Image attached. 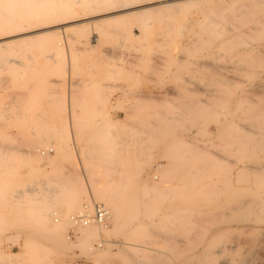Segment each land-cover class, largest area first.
Returning a JSON list of instances; mask_svg holds the SVG:
<instances>
[{"label": "rangeland", "instance_id": "rangeland-1", "mask_svg": "<svg viewBox=\"0 0 264 264\" xmlns=\"http://www.w3.org/2000/svg\"><path fill=\"white\" fill-rule=\"evenodd\" d=\"M126 3L128 10L114 12V3L112 12L78 15L62 28L48 19L0 30V264H140L141 256L206 263L204 250L221 244L219 261L253 252L251 262L264 264V206L257 205L262 213L254 201L251 217L239 223L246 210L228 206L238 202L235 168L264 165V125L243 127L264 116V0ZM211 16L223 33L202 32ZM51 43L59 49H47ZM201 162L236 174L216 193H202L187 175ZM100 187L123 211L122 227L101 234L105 244L92 241L109 255L77 247L58 253L48 229L58 227L69 242L79 234L60 216L63 199L76 196L73 215L87 210ZM183 212L189 231L180 226ZM185 233L191 237L182 239ZM124 241L146 251L125 255L118 251Z\"/></svg>", "mask_w": 264, "mask_h": 264}, {"label": "bare ground", "instance_id": "bare-ground-1", "mask_svg": "<svg viewBox=\"0 0 264 264\" xmlns=\"http://www.w3.org/2000/svg\"><path fill=\"white\" fill-rule=\"evenodd\" d=\"M117 2H120L121 4H117ZM128 0H0V30H4V28H14V27H18V26H33V24H35V22L37 21H45V20H48V19H54L55 21H57V23L55 24H51V25H55V27H65L67 23L69 22H76V20H79L81 18L78 17V15H86L87 17V14L89 13H93L92 16L96 15L94 14V12H100L101 10H104L105 12L104 13H108V11L106 10H110L111 8H114L115 6H112V4L116 3V5H119L118 8H115L116 10H113L114 12L115 11H124V10H128V8H130L129 5H127ZM132 2H135V1H132ZM152 2V1H151ZM156 2V1H155ZM166 2V1H165ZM170 2V1H169ZM179 2V1H178ZM131 3V2H130ZM168 3V2H167ZM172 3V2H171ZM132 4V3H131ZM145 4V3H144ZM140 5V4H139ZM169 6L171 4H168ZM134 6V5H133ZM161 6V5H160ZM132 8V7H131ZM144 9V8H143ZM142 10V9H141ZM144 10H147V9H144ZM112 12V9L110 10ZM123 13V12H122ZM129 13V11H128ZM100 13H98L97 15H99ZM102 14V13H101ZM124 14V13H123ZM111 15V14H110ZM113 15V14H112ZM116 16V15H115ZM78 17V18H77ZM85 18V16H83ZM89 17V15H88ZM91 17V16H90ZM216 18V17H215ZM215 18H212L211 17H206L205 21L201 24V28H202V32H205L207 30L209 31H213V28L216 27V31L220 34L222 31H223V23H221L222 21H220L219 19H215ZM220 22H219V21ZM54 21V22H55ZM49 22H51L49 20ZM46 23V24H49ZM78 23V22H77ZM197 23V22H196ZM221 24V25H220ZM38 25V24H37ZM50 25V24H49ZM198 25H199V22H198ZM48 26V25H47ZM27 27V28H28ZM37 27V26H36ZM50 27V26H49ZM40 28V27H39ZM37 28V29H39ZM54 28V27H53ZM30 30L32 31V29L30 28ZM35 30V29H34ZM50 31H51V28H50ZM3 32V31H2ZM44 32V31H43ZM42 32V33H43ZM216 32V33H217ZM21 33V32H20ZM19 33V34H20ZM223 33V32H222ZM46 34V33H45ZM44 34V36H46ZM36 35V34H35ZM43 35V34H42ZM40 35V36H42ZM8 36V35H7ZM48 36V35H47ZM2 38V37H1ZM18 38V37H17ZM24 38V37H23ZM42 38V37H41ZM20 39V38H19ZM11 40V39H10ZM14 40V39H13ZM8 42V40H6ZM198 41V40H197ZM5 42V41H4ZM2 42V43H4ZM1 43V42H0ZM44 43V42H43ZM43 43L41 42L39 46V49H45V47H40L41 45H43ZM1 45V44H0ZM3 46V44H2ZM1 46V47H2ZM36 46V45H35ZM44 46V45H43ZM5 47V46H4ZM46 48L47 49H50V50H53V49H59L58 48V45L56 43H51V44H47L46 45ZM7 49V47H6ZM259 51V50H258ZM56 54L52 53L51 55H48L50 58H53V57H56L55 56ZM58 55V54H57ZM30 58V56H28ZM3 59V58H2ZM53 60H55V58H53ZM3 61V60H2ZM9 61V60H8ZM11 61V59H10ZM9 61V62H10ZM13 61V60H12ZM15 61V59H14ZM17 62V61H16ZM22 64V63H20ZM23 65V64H22ZM188 108V107H187ZM262 118V121H257L256 123L254 124H249V125H244L243 127L245 129H250L252 127H257L259 129H261L262 127L260 126H263L264 125V116L261 117ZM260 118V119H261ZM259 119V118H257ZM259 119V120H260ZM256 121V120H255ZM239 124V127H240V123ZM252 126V127H251ZM232 127H237V125L235 126H232ZM237 127V128H239ZM32 129V128H31ZM37 129V128H36ZM240 129V128H239ZM242 130V128H241ZM246 132V130H245ZM244 132V135L247 134L248 132L245 133ZM243 136V135H242ZM258 137V136H257ZM262 139V138H261ZM263 140V139H262ZM255 143H260L259 139L258 138H255ZM254 143V142H253ZM254 143V145H255ZM261 144V143H260ZM259 144V145H260ZM260 147V146H259ZM261 148V147H260ZM218 158V157H217ZM263 162V161H262ZM207 162L203 163H197L194 165V169L192 171L189 172V177L192 178L193 177V181L191 182L192 184L194 185H198V189L199 191H201L203 193V191H214L216 193V191L220 190V187L223 186V184L226 186V184L228 183H231L232 180H231V177L233 175L231 169L232 168H224L223 165L221 164H206ZM264 163V162H263ZM212 167H211V166ZM231 165V164H230ZM237 165V164H236ZM235 165V166H236ZM225 166H228L225 164ZM233 166V165H231ZM230 166V167H231ZM234 166V167H235ZM233 167V168H234ZM237 167V166H236ZM223 169V172L220 176L217 177V175H219L217 173L216 177L217 178H213L212 175H214V172L217 170V169ZM218 170V171H221V170ZM239 174V180H238V186H235L236 188V194H234L232 197L236 200H238V202L236 201V203H231L229 204L228 206L233 209V210H240L242 208L243 209V213H244V210L245 213L242 215V213L240 214L241 216L238 215V218H235L237 219V223L239 222H242L245 220H247V216L249 215V213L252 211L253 207L255 206L254 204V201L256 202V208H261L260 210H262V207L261 206H264V165H247L246 164H242L235 168ZM235 171V170H234ZM236 174V173H235ZM234 174V175H235ZM209 175V176H208ZM214 175V176H215ZM233 175V176H234ZM192 176V177H191ZM203 177H207V180H204L203 181ZM238 178V176H236ZM233 179V178H232ZM192 180V179H191ZM188 181V180H187ZM234 181V180H233ZM190 182V181H188ZM252 183H255L258 184L259 183V189L257 188V186H254L255 188H257V191H259V193H257L258 196H256V194L253 192L255 191L254 190V187L252 185ZM237 185V183H235ZM260 184L263 186H260ZM189 183H187V187H188ZM186 187V186H185ZM192 187V186H191ZM190 187V188H191ZM229 187V186H228ZM262 187V189L260 188ZM52 188V187H50ZM49 188V189H50ZM227 188V187H225ZM234 189V188H233ZM51 190V189H50ZM186 191V190H185ZM210 191H208V193H210ZM222 191V190H221ZM232 191V190H231ZM234 191V190H233ZM233 191L231 193H233ZM213 192V193H214ZM256 192V191H255ZM214 193V194H215ZM218 193V192H217ZM221 193V192H220ZM255 194V197L253 199H251L250 197H252L254 194ZM262 193V194H260ZM224 194V193H223ZM198 195V194H197ZM252 195V196H251ZM230 196V194H229ZM64 197V196H62ZM253 200L250 202V199ZM263 199V201H262ZM76 196H67V198L65 197V199H63V206H64V212H62L60 214V216L64 219H71V223H72V227H71V230L73 232V230L77 227V229H79V234L76 236V240L75 242H69L67 241L65 235L60 232V231H57L58 227L54 226V227H51L50 229H48L49 231V234H48V240L50 242V245L53 247L54 250L58 251V253H66L68 250L70 249H73L75 247L79 248L80 252L83 253V254H89L90 253H93L91 254L94 255V253L96 254V256L98 257H101V258H104L105 256L109 255L107 250L106 249H102L101 251H97V250H93V245H92V241L96 238H100L101 234L102 233H105V234H110L111 232L113 231H117L119 230L122 226H121V219L123 217V211L121 209V203L116 199L115 196H113L112 194H109V192L104 188V187H100V188H97L95 190V193L92 197L88 198L85 205H83V208L84 209H87V210H80L78 211V213H74L73 215L69 214L70 211H72L74 208H76L77 206H81V205H77V201H76ZM94 200H98L99 202L103 203L102 205L105 206V208L108 210L109 212V219H108V222L106 225H99V224H88V225H81V224H75L74 223V217L78 214H82V215H87V214H90L93 210V207L95 205V201ZM94 201V202H93ZM232 201V200H231ZM99 203V204H101ZM258 203V204H257ZM260 203V204H259ZM257 205H261L260 207H257ZM227 207V206H226ZM264 209V208H263ZM230 210V209H229ZM255 210V209H254ZM235 211V212H236ZM211 212V211H210ZM238 212V211H237ZM242 212V210L240 211ZM184 213V212H183ZM186 213V212H185ZM184 213V215H185ZM230 213V212H229ZM232 213V212H231ZM239 213V212H238ZM262 213H263V210H262ZM188 213H186L185 215V218ZM217 218H219L218 216L221 214L217 213ZM235 214V213H234ZM252 214H255L254 212ZM222 215V214H221ZM251 217V215H249ZM263 216V215H261ZM237 217V216H236ZM184 220L181 221L180 223V226L182 224L183 226V229L185 231H189V227H188V222L187 221L188 219L190 218H186ZM253 218V216H252ZM65 219V220H66ZM232 219V218H231ZM230 219V220H231ZM109 220L111 222V226L112 228L111 229H108L107 226L109 224ZM198 220V219H197ZM203 220V219H202ZM210 220V218H209ZM251 220V218L248 220V222ZM133 219H130L129 223H130V226L128 224V226L130 228L131 225L133 226H137L136 224H131L133 223ZM193 221V220H192ZM218 221V220H216ZM229 221V220H228ZM239 221V222H238ZM135 222V221H134ZM189 222V223H190ZM251 222V221H250ZM192 223H195L194 221ZM216 223V222H215ZM214 223V224H215ZM236 223V224H237ZM124 224V223H123ZM245 224V223H244ZM243 224V225H244ZM138 227L142 226L143 223L142 222H138ZM198 227H199V224H197ZM241 225V224H239ZM242 225V226H243ZM247 225V224H246ZM128 226L126 227V229H128ZM201 226V225H200ZM245 226V225H244ZM249 226V225H248ZM247 226V227H248ZM141 228V227H140ZM182 228V227H181ZM135 228H132L131 231H133ZM191 229V228H190ZM195 231L193 230V234L196 233L195 236H197V233L199 230H197V227L194 228ZM199 229V228H198ZM122 230V229H121ZM215 230V229H214ZM255 230V229H254ZM197 231V232H196ZM201 231V230H200ZM252 231V230H250ZM249 231V232H250ZM260 231V230H259ZM256 232V231H255ZM126 233V232H125ZM133 233V232H132ZM251 233V232H250ZM192 234V233H191ZM201 234V233H200ZM205 234V233H204ZM249 234V233H248ZM131 235V234H130ZM183 235V238L182 239H186L188 238V236L190 234H182ZM186 235V236H185ZM202 235V234H201ZM251 235V234H250ZM127 236H128V231H127ZM237 236V235H236ZM252 236V235H251ZM191 236H189L190 238ZM198 237V236H197ZM204 237V236H203ZM202 237V238H203ZM215 237V236H214ZM249 237V236H248ZM132 238V237H131ZM193 238L194 235H193ZM101 240L98 241V246H102L103 244H105L107 242V240H104L102 238H100ZM133 239V238H132ZM251 239V238H250ZM109 240V239H108ZM195 240V239H193ZM203 240V239H202ZM247 240H249L247 238ZM253 240V239H252ZM264 240V239H263ZM105 241V242H104ZM130 241V239H129ZM199 241V240H198ZM243 241V240H242ZM251 242V240H249ZM247 242V248L249 247L250 249H254V245L255 242ZM194 242V241H193ZM197 242V241H196ZM202 242V241H200ZM239 242V241H237ZM195 243V242H194ZM241 243V242H239ZM244 243V241H243ZM250 243V245L248 246V244ZM245 244V245H246ZM264 244V243H263ZM111 245V243H110ZM115 245V244H114ZM184 245V244H183ZM214 245V244H213ZM212 245V246H213ZM217 245V244H216ZM220 245V244H219ZM222 246L224 244H221ZM226 245V244H225ZM243 245V244H242ZM138 246V247H137ZM182 246V245H181ZM221 246V247H222ZM227 246V245H226ZM215 247V245H214ZM220 247V248H221ZM225 247V246H224ZM229 247H233L234 246H229ZM236 247V246H235ZM243 247V246H242ZM186 248V247H185ZM188 248V247H187ZM219 250H212V249H208V250H204L203 252V258L206 256H210L208 259H207V262L204 263L202 260L196 258V260H190L187 264H253L251 262V258L252 257H248V256H252V253H250V255L247 253V255H244L242 258H238V259H223L222 257V261H219L217 258H215L217 253H221L223 252V248H221ZM248 248V249H249ZM214 249V248H213ZM227 249V247H226ZM225 249V250H226ZM246 249V247H245ZM144 251L145 248L143 249ZM142 248L139 247V245L135 244V243H131V242H128V241H124V243H122V246L119 247V250L118 251H121V252H124L125 255H133V254H139L141 253L142 251ZM187 250V249H186ZM228 250V249H227ZM230 250V249H229ZM240 250V249H239ZM95 251V252H93ZM188 251H190L188 249ZM254 251V250H252ZM1 252V251H0ZM199 252V251H198ZM225 252V251H224ZM251 252V250H250ZM120 253V252H119ZM181 254L183 255L184 252L182 251ZM222 254V253H221ZM220 254V255H221ZM232 254V252H231ZM239 254V252H238ZM237 254V255H238ZM1 255V253H0ZM181 255V256H182ZM201 255V254H200ZM219 255V257H220ZM234 255V254H233ZM240 255V254H239ZM243 255V254H242ZM240 255V256H242ZM140 256V255H139ZM138 256V257H139ZM199 256V255H198ZM197 256V257H198ZM226 256V255H225ZM228 256L230 257V253L228 254ZM232 256V255H231ZM235 256V255H234ZM254 256V255H253ZM142 258H144L143 256H141ZM237 258V256H235ZM139 259L138 260V263L140 264H155V260L153 259H147L146 256L144 259ZM154 258V257H153ZM165 258V257H164ZM201 258V257H200ZM137 260V259H136ZM169 259L165 260V259H162L161 263L162 264H168ZM253 261V260H252ZM176 263V262H175ZM185 263V264H186ZM171 264V263H170Z\"/></svg>", "mask_w": 264, "mask_h": 264}, {"label": "built area", "instance_id": "built-area-1", "mask_svg": "<svg viewBox=\"0 0 264 264\" xmlns=\"http://www.w3.org/2000/svg\"><path fill=\"white\" fill-rule=\"evenodd\" d=\"M109 219V212L104 205L96 203L90 214L82 215L78 214L74 217L75 224L88 225L99 224L106 225ZM71 233L72 230L70 229Z\"/></svg>", "mask_w": 264, "mask_h": 264}]
</instances>
